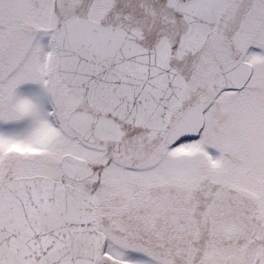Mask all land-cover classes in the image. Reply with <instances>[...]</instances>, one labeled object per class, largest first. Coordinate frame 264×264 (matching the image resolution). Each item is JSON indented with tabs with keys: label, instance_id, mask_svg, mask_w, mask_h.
Wrapping results in <instances>:
<instances>
[{
	"label": "snow or ice",
	"instance_id": "obj_1",
	"mask_svg": "<svg viewBox=\"0 0 264 264\" xmlns=\"http://www.w3.org/2000/svg\"><path fill=\"white\" fill-rule=\"evenodd\" d=\"M0 264H264V0H0Z\"/></svg>",
	"mask_w": 264,
	"mask_h": 264
}]
</instances>
